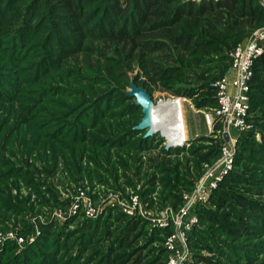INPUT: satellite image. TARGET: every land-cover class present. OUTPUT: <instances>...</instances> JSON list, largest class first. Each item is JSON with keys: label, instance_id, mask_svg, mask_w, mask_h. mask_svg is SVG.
Segmentation results:
<instances>
[{"label": "rangeland", "instance_id": "rangeland-1", "mask_svg": "<svg viewBox=\"0 0 264 264\" xmlns=\"http://www.w3.org/2000/svg\"><path fill=\"white\" fill-rule=\"evenodd\" d=\"M242 1L239 0L240 3ZM249 1L250 3L247 5H252V9L256 12L261 11L258 0ZM90 5V8L86 11L88 15L83 20L89 26H85L77 18H71L72 16H64L67 13L53 15L50 12L48 14L49 21L47 24L51 30V35L43 43H46L45 46L48 45L49 49V56H47L49 67L46 71L48 75L44 81L49 86L53 84L52 90L57 88L54 86L64 88L57 93L49 92L48 96L38 102H35L39 99L38 96H23L14 101H0V151L6 153L5 156L0 155V161H19V164H24L25 161H37L38 171L41 172L43 168L41 161H49V154L51 153V156L54 157L52 161H60V156L66 159L65 161H76L77 159L93 161V164H97L98 168H101L102 173L110 174L114 179L118 178L117 174H119L120 180L117 184L114 183L117 188L114 184V186H111L96 179L91 181L88 178H84V180L77 178L81 180L77 182L67 178L69 174L62 165L58 174L51 173L52 176H49V182L53 185L55 192H60L58 194L60 204L50 205L37 214H34L35 212L24 213L26 209H31L32 204L39 205V198L33 187L27 186L23 180L17 185L16 182H13L14 185L12 186L10 184L9 193L12 199L10 205L22 210H17L14 206L4 207V211H9V215L6 219H0V263L3 247L5 248L8 245L7 243H15L17 246L15 245L16 249L14 246L12 247V252L14 255L19 256L22 264H25L27 256L25 250L31 244L39 241L44 225L50 226V228L47 229L49 234L44 238V242L39 241V249L42 250V253H44L43 251H47V253L55 251L58 252L57 255L60 257L73 261L72 259L76 257V253L79 254L78 243L75 244L76 238L80 234L78 229L82 226V221L87 219H96L94 228L92 224L91 230L87 232V236L90 237L88 234H91L90 238L92 239L89 242L85 241L86 246L90 248L88 253H95V255L97 253V256L106 255L110 251H112L110 254L115 256L132 253L134 259L138 257L152 259L155 255H162L159 251L165 245L164 235L156 230L159 228L152 221V219L157 218V214L152 215V219L139 216L133 218L143 222L138 223L137 229L128 241H133L131 242V248L126 251L125 244L119 248L120 244L116 239L119 238L118 234L125 233L124 226L128 222L126 218L128 215L125 213V201L131 200L130 195L133 192L140 194V189L143 191L156 189L153 195H149L148 198L142 197L140 194L143 202L149 203V207L155 211L162 212V210L172 207L174 212L172 216L176 217L185 204V193L191 192L193 188L186 189L184 178L179 177V180H176L174 174L171 176L166 173L167 167L174 165L172 162L167 161L184 163L188 158L193 157V154L198 157L207 153L216 154L218 143L220 144L219 147H222L224 140L223 122L215 117L209 124L207 118L208 115L214 113L216 108L209 99L216 92L213 91L205 96L206 93L202 88L206 90L208 83H210V87H215V83L223 75L222 69L225 67L226 62L222 59L231 51L225 47L228 42H224L220 37L206 34L202 31L201 25L196 29L197 31H190L193 32L190 37H186V41L190 45L188 52L191 53V59L189 58L186 62L185 57L177 61L181 64L174 62L166 64L170 61V52L163 51L164 58L160 52L148 53V49H137L133 52L134 49L131 45H125V43L116 39L111 40L100 37V33L113 25L110 23L113 17V8L107 5L104 8V0L92 1ZM108 10L111 11V14H108ZM38 11L39 8L35 7L31 9V14L34 15ZM60 17H70V19L65 20ZM81 25L84 26V31L90 34L89 36L81 33ZM205 25L207 29L214 28L212 20L205 22ZM219 25L224 29L222 23H219ZM255 27L254 32L263 28L264 22ZM41 40V36L37 37L33 42L34 45L38 43L41 45ZM11 44V49H13V43ZM208 45L211 48L208 49ZM15 47L16 50H22L24 45L17 44ZM203 48L206 49V53L202 56L196 50L201 51ZM59 49L61 53L57 54ZM29 54L30 50L24 58L16 60L19 62L17 67H21L19 70L16 69L17 86L21 93H25L23 91L25 89L23 81L31 80L35 76L33 66L38 61V55L35 52L29 57ZM58 55H61V57L58 58ZM3 57L5 56L0 52V72L8 68V62ZM56 58H58L57 62ZM205 59L208 61H204ZM210 59L211 62H209ZM191 60L193 64L196 63L200 71L215 68V70L209 72L210 78L214 75L215 79L203 82L205 79L203 74L196 71V66L191 64ZM143 63H145V67ZM175 64L180 66H178L179 70L173 69L172 65ZM147 66H150V69ZM168 67H171L169 70L172 71V74L166 76L165 83H175V81L181 83L174 87L171 86V89L168 85L159 82L164 77ZM135 79L140 80L141 84L144 82L148 85L155 103L162 101L169 104L177 102V99L182 100V110L187 122L189 136V139L182 146L170 143V139L162 133H158L154 140L147 142L144 146L147 148L139 152L140 154L131 151L133 158L128 160L125 150L130 151V149H125V146L118 148V145L113 143V140H118L125 144L127 141L126 133L141 117L139 109L135 108L136 112H131L134 110L136 99L127 98L131 97L127 94L130 90L129 83ZM173 79L175 80L173 81ZM178 87L183 88L178 90ZM27 105H31L30 112L23 111ZM45 108L50 110H45ZM166 111L172 112V106L167 105ZM254 117H257V115L252 114V128L248 130L252 131L250 135L246 133L242 136L239 132L236 133L234 130L232 132L233 136L237 138V159H235V163L237 160L236 171L241 173L238 178L242 183L239 185L241 190H233L236 187L234 184L222 185L221 189L224 187L231 192L220 203V209L214 203L213 205L210 204L213 197L207 204L196 203L188 215L191 218H198V224L194 229L203 230L208 227L209 217L218 216L217 223L219 225L227 217L228 220L233 221L231 216L234 214L231 213L236 210L238 203L237 199L232 196V191H235L234 196L237 192L245 193L252 204H264V184L259 181L260 179L264 180V165L257 166L256 163L241 158V154L244 156L249 155L243 149L242 139H256L259 142L263 139V132L259 125L260 120ZM79 127H81V133L77 131ZM32 128H34L33 132ZM137 137H140V134ZM32 139L33 143L31 145ZM138 139L137 142L132 140L130 143L135 147H139ZM239 141L240 150L238 147ZM181 148L186 149L187 152H181ZM249 148L253 149L251 146ZM163 149H167L166 152H162ZM238 153L240 156L237 157ZM258 156L264 159V156ZM56 157H58V160ZM218 159L219 157L212 163H206L204 169H208ZM119 161H136L142 168L136 169V167H133L126 172L122 169L117 170L115 162ZM155 162L164 163L165 166H162L161 172L157 169L154 170L155 166L153 168L147 166ZM143 165H146L148 169ZM10 167H12V170L16 166ZM136 173H141L140 175H144V177L140 178V175L138 176ZM9 174L11 173L9 172L7 175ZM155 174L157 175V183L152 185L148 183V179ZM221 189L214 199L221 198ZM46 195L52 197L49 192ZM169 195H172V199L168 198ZM173 196L177 198V201L173 199ZM78 197H83L82 208L75 209ZM89 202L95 205L94 207H102V213L96 217L88 216L84 206L88 205ZM202 205L204 206L200 212L203 218L200 219L198 212ZM259 209L264 211V205ZM70 211L72 214H70ZM124 214L126 215L125 218ZM228 222L224 226L226 228L221 231L218 230L213 238H210L205 231L193 235V240L190 243L193 258L197 256L200 264H264V231L260 226L258 229H254V235H258L257 238L253 239L255 245L251 246L243 257L231 256L226 247H220V242L235 243L234 237L231 236L233 232L227 230L232 229L233 225ZM107 226L109 231L113 232L110 235L111 237H108L106 233L108 229L105 227ZM26 230L27 232H25ZM225 232L228 234H225ZM116 235H118L117 238ZM240 235V237L243 236L240 238V244H242L246 241H243L246 236ZM20 238H24V241H20ZM134 251H138L137 254H134ZM13 254L7 253L5 259L11 258ZM68 263L70 264V262Z\"/></svg>", "mask_w": 264, "mask_h": 264}, {"label": "trees", "instance_id": "trees-1", "mask_svg": "<svg viewBox=\"0 0 264 264\" xmlns=\"http://www.w3.org/2000/svg\"><path fill=\"white\" fill-rule=\"evenodd\" d=\"M92 1L95 2L98 0H0V52L5 56L3 58L8 62V68L5 71L0 72V101H14L17 100L18 97L22 98L23 96H38L39 99L35 101L38 102L48 96L49 92L57 93L59 91H62V88L64 87L54 86L57 88H54L52 90L53 84L49 86L44 81L45 77L48 75V73L46 74V71L49 67V65H47V56H49V49L48 45L45 46L46 43H43L46 42V39H49L51 35V30L49 29L47 24L49 21L47 17L50 12L53 15H61L67 13L64 16H72L71 18H77V20L83 22L85 26H89L88 24H85L83 20L88 15V13L86 14V11L90 8V4ZM258 2V6L261 10L259 12L253 10L252 5H247L250 3L249 0H243L242 3H240L239 0H104V8L105 5L111 6L113 8V17L112 20H110V23L113 25L112 27L105 29L103 33H100L99 35L100 37L108 38L111 40L116 39L119 42L125 43V45H131L132 49H134L133 52H135V50L137 49H148V53L150 54L160 52L163 58V51L170 52L169 56L171 58L170 61L166 62V64H168L169 62L181 64L177 61L181 58L186 57V62H188V59L191 55V53L188 52V48L190 47V45L189 42L187 43L186 37H190L191 33H193L190 31H197L196 29L201 25L202 31L206 34L220 37L224 42H228L225 47L229 48L228 50H231L230 53L240 43H246L251 34L254 32L256 28L255 26L258 27V25L264 22V6L260 3L259 0ZM35 7H38L39 11L36 14L32 15L31 9ZM108 14H111V11L108 10ZM60 18L63 19L64 17ZM64 19L69 20L70 17H66ZM211 20L214 24V28L207 29V27H205V22ZM219 23H222L224 25V29L220 27ZM80 28L83 35H90L88 32L84 31L85 29L83 25H81ZM39 36L42 37V44L40 45L38 43L34 45V40ZM212 39L215 40L214 38ZM215 42L217 41L215 40ZM11 43H13V49H11ZM17 44H23L24 48L22 50H16L15 46ZM207 48H211L210 45H208ZM28 50H30V54L28 55L29 57L36 52V55H38V61L33 66L35 76L31 80L28 79L23 81L25 85V89H23V91H25V93H21L17 86L18 80L16 75V69L19 70L21 67H17V64L19 62H17L16 60L24 58ZM196 52H199V54L203 56L206 53V49L203 48L201 51H198L197 49ZM60 53L61 50L59 49L57 54ZM60 57L61 55H58V58ZM58 58L55 59L56 62ZM155 60L157 59L155 58ZM222 60H225L226 65L222 69L223 75L220 78L226 76L231 71L230 54H226V56H224ZM204 61L208 60L205 59ZM209 62H211V59ZM144 64L145 63H143V66L145 67ZM191 64H193L192 60ZM193 65L196 66V71L198 73L203 74V77L205 78L203 82H208L210 79H215L214 75H212L211 78L209 75V72L211 70H215V68L208 69L206 71H200L197 68L196 63ZM172 66L173 69L179 70V65L177 66V64H175ZM147 68L150 69V66H147ZM170 68L171 67H168L164 77H162L159 82L168 85V87L171 89V86L174 87L175 85L181 83H178L177 81H175V83H165V80H167L166 76L172 74V71L169 70ZM162 73H164V71H162ZM174 80L175 79H173V81ZM139 81L140 80L138 79L134 80V82L138 86H144L151 94V89L148 87V85L144 82L141 84ZM209 84L210 83L207 84L206 90L202 88L206 93L205 96H208V94L213 91L217 93L216 87H210ZM182 88L183 87H178V90H182ZM216 93L215 95L209 97V99L213 102L214 107H216L218 104ZM250 97V120L253 121L252 114H254V116L255 114L257 115V117L254 118H259L260 120L259 125L263 132V139H261V142L257 141L256 139L250 140L245 138L244 140H241V137L243 135H245L246 133H249L250 135L252 131L241 132L240 135L242 136L240 137V140L243 141V149L245 152L249 153L248 156H244L241 154V158H246L247 161H252L251 163H256L257 166H260L264 165V159L258 156H264V53L259 58H257L254 65V75L251 80ZM127 98L134 99V97ZM135 108L139 109L141 114V117L136 123L138 124L143 116V113L141 111V107L137 106L136 104H134L133 109L135 110ZM45 110L50 109L45 108ZM134 110H132L131 112H136V110ZM23 111L30 112L31 105H27V107L24 108ZM136 124H133L130 130L126 133L127 141L125 142V144L124 142L113 140V143L117 144L118 148H122L125 146V149H130V151L125 150L128 160L133 158L131 155V151H136L139 153L143 149H146L147 147L144 146H146L147 142L154 140L157 135L156 134L149 138L145 137L146 131L134 129V126ZM33 126H35V124H33ZM33 131L34 128H32V132ZM77 131L81 133V127H79ZM138 134H140V137H137ZM137 138H139V147H135V145L133 146L132 143H130L132 140H135V142H137ZM32 143L33 139L31 141V145ZM223 143L224 140L222 142V145ZM219 145L220 144L218 143V147ZM250 146L253 147V149H250ZM218 147L216 154L207 153L205 155H202L201 157L193 154V157L191 156L184 163L177 161H167L172 162L174 165L167 167L166 173H169L171 176L174 174V178H176V180H179V177L184 178L186 180V189H192L195 186L197 179L203 174L205 170V164L214 162L220 156L221 147ZM238 147L240 150V141ZM166 150L163 149L162 152H166ZM181 150V152L183 153L187 152L186 149L181 148ZM5 154V151H0V155L5 156ZM238 156H240L239 153L237 157ZM53 158L54 157H52L50 153L49 161H41L43 167L41 169V172L38 171L39 169L37 167V161H25L24 164H19V161H0V219L8 218L9 211L5 212L4 207L14 206L10 205L12 201L9 193L10 184L11 186L14 185L13 182H16V185L20 184L21 180H23V182L27 186H32L33 190L37 192V196L39 198V205L32 204V207H30L31 209H26L24 213L35 212L34 214H37L39 212H42L44 208H48L50 205H59L60 201L58 199V194H60V192H55L53 185H51V183L49 182V176L51 175V173L58 174L62 165H64V170L69 174L67 178H71V180L77 182L81 181L77 178H81L83 180L84 178H88L91 181H94L96 179L112 186L114 183L117 184L120 180L119 174H117L118 178L116 179H114L110 174L106 175L104 172L103 174L101 168H98L97 164H93V161H82L81 159L77 158L76 161H65L66 159H63L62 156H60V161H52ZM56 158L58 160V157ZM115 164L117 165V170L122 169L125 172L133 167H136V169L142 168V166L138 165L136 161H119L115 162ZM237 164L238 163L236 160L235 168L219 184L218 189L212 196L213 198L212 201H210V204L213 205L214 203V205L217 206L218 209L221 208L220 203L223 202V199L225 200L226 196L230 195L229 192H231L226 190L224 187L223 189H221L222 185L234 184V186L236 187L233 186V190H241L239 185L242 183L238 179L241 176V173L236 171ZM10 166L16 167L11 170L12 167ZM143 166H145L147 169V166H149V168H153L155 166L156 168L154 170L157 169L161 172L162 166L165 165L161 162H155L154 164ZM9 172L11 174L7 175ZM97 174L100 175L98 176ZM140 174L141 173H136V175L138 176ZM139 177L143 178L144 175H140ZM259 181L261 182V184H264V180L260 179ZM148 183L155 185L157 183V175L155 174L150 179H148ZM220 189L221 198L218 197L214 199L217 192H220ZM155 191L156 189L148 191H143L142 189L139 190L141 196L146 198H148L149 195H153ZM47 192L51 193V198L47 197ZM234 193L235 191H232V196L237 199L238 204L236 210L231 214H234L235 217H233L234 215L231 216V218H233V221L228 220V217L227 219H224V221H226L225 224H227V221L231 222L233 227H235H231L232 229H227L233 232L231 236L234 237L235 243L220 242V247H226L231 256H238L240 258L243 257V255L248 250H250L251 246L255 245L253 239L257 238L258 235H254V229H258V227L260 226L262 231H264V211L259 209L261 206L263 207L264 204H252L250 198L246 196L245 193L237 192L235 196ZM168 198L172 199V195H169ZM173 199L177 201V198L174 196ZM203 206L204 205L200 207V210L198 212L200 219L203 218L200 212ZM37 207L38 209H36ZM15 208L17 210H22L18 207ZM125 216L126 215L124 214V218ZM126 218L128 219V222L124 226L125 233L118 234L119 238L116 240L119 241V248H121L122 245L125 244L124 247L127 251V249L131 248V242H133H128L130 237L137 229L139 225L138 223H141L143 221L133 219V217L131 218L129 216H126ZM218 218V216L209 217L208 227H205L203 230L195 228L192 233H189L190 243L191 240H193V235L195 233L205 231L207 232V235L210 236V238H213L218 230L221 231L226 228L224 227L226 226L224 224V221L221 225L217 223ZM122 220L125 223L124 219ZM95 221L96 219H87L82 221L83 224L78 229L80 234L77 236L75 241V244L78 243L77 249L79 251V254L76 253V257L72 259L73 261L64 257H60L59 255H57L58 252L55 251L51 253L43 251L44 253H42V250L39 249V241L42 240L44 242V238L49 234L47 229L50 228V226L44 225L42 227L43 233L38 239L39 241L37 240L38 242L33 243L29 246L31 248L27 247V249L25 250V253H27L25 264H27L28 262H31L30 264H69L68 262H70V264H168L169 252L165 245H163V247H161V250L159 251L162 255H155L152 259H144V257L143 259L141 257L134 259V255L132 253H124L115 256L110 254V252L112 251H110L106 255L101 256H97V253L96 255L95 253H88L90 251V248L86 246L85 241L89 242L92 240L90 238L91 234H88L90 236L88 237L87 232L91 230L90 228L92 224V227L94 228ZM105 228L108 229L106 231L108 237H111L110 235L113 234V232L109 231L108 226ZM156 230L164 235V242L166 241L167 237L174 231L173 227H169L166 229L159 228ZM25 232H27V230ZM227 232H225V234ZM240 234L246 236L243 239V241H246H242V244H240V238H242L243 236L240 237ZM118 235H116V238ZM54 240L57 242L56 239ZM7 244L5 248L3 247L2 260L0 264H22L19 256L14 255L12 252V247L14 246V248L16 249V244ZM138 251H134V254H137ZM7 253L13 254V256L11 258L5 259ZM195 259L197 260L198 264H200L199 258H197V256Z\"/></svg>", "mask_w": 264, "mask_h": 264}, {"label": "built area", "instance_id": "built-area-1", "mask_svg": "<svg viewBox=\"0 0 264 264\" xmlns=\"http://www.w3.org/2000/svg\"><path fill=\"white\" fill-rule=\"evenodd\" d=\"M259 1L264 6V0ZM263 53L264 27L253 32L246 43H240L230 53L231 71L215 83L218 104L214 113L207 116L209 124L215 117L219 118L223 125L228 123L230 141L227 142L224 139L217 162L208 167L198 178L191 192L185 193V204L176 217L172 216L174 213L172 207L162 212L153 210L149 207V203L143 202L138 193L133 192L130 195L131 200L125 201V213L129 217L138 218L139 216L152 219L151 216L157 214V218L152 221L158 228L173 227V233L165 241V247L169 252L168 264H198L191 253L189 239V233L198 224V218H191L188 215L196 203L207 204L210 201L219 184L235 166L237 138L232 132L234 130L236 133H241L252 128L250 120L251 80L254 75L255 62ZM177 100L180 104L182 103L181 99ZM82 199L83 197L77 198L75 209L81 207ZM94 206L91 202L84 206L90 217H96L102 213V207ZM20 241H24V238H20Z\"/></svg>", "mask_w": 264, "mask_h": 264}, {"label": "water", "instance_id": "water-1", "mask_svg": "<svg viewBox=\"0 0 264 264\" xmlns=\"http://www.w3.org/2000/svg\"><path fill=\"white\" fill-rule=\"evenodd\" d=\"M127 94L136 99L135 104L141 107V111L143 113L140 122L134 126V129L146 131L145 137L147 138L152 137L158 133H162L164 135L163 129L168 128L169 124L167 123L164 125L162 122L158 121V118L159 115L168 113V111H166V106L164 107L161 105L165 102L160 101L158 103H155L149 91L144 86H138L134 81L130 82V90L127 92ZM223 135L225 141L229 142L230 132L227 122L224 125Z\"/></svg>", "mask_w": 264, "mask_h": 264}, {"label": "bare ground", "instance_id": "bare-ground-1", "mask_svg": "<svg viewBox=\"0 0 264 264\" xmlns=\"http://www.w3.org/2000/svg\"><path fill=\"white\" fill-rule=\"evenodd\" d=\"M173 101H177V100H173ZM173 101H169V102H173ZM161 105L164 107L170 105L172 106L173 109L171 113H169L171 111L170 110L168 111V113L159 115L158 118L159 122H162L164 125L167 123L169 124L168 128L163 129L164 135L168 139H170L169 141L170 143L175 145H182L184 141L189 139L188 126L182 110V104H180L179 101H177L169 104L162 103Z\"/></svg>", "mask_w": 264, "mask_h": 264}, {"label": "crops", "instance_id": "crops-1", "mask_svg": "<svg viewBox=\"0 0 264 264\" xmlns=\"http://www.w3.org/2000/svg\"><path fill=\"white\" fill-rule=\"evenodd\" d=\"M178 146H182V145H178Z\"/></svg>", "mask_w": 264, "mask_h": 264}]
</instances>
